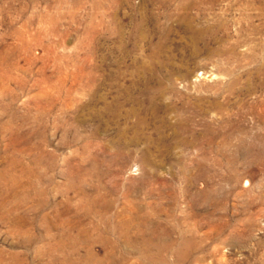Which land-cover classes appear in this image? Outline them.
<instances>
[{
    "label": "rangeland",
    "instance_id": "1",
    "mask_svg": "<svg viewBox=\"0 0 264 264\" xmlns=\"http://www.w3.org/2000/svg\"><path fill=\"white\" fill-rule=\"evenodd\" d=\"M0 264H264V0H0Z\"/></svg>",
    "mask_w": 264,
    "mask_h": 264
},
{
    "label": "bare ground",
    "instance_id": "2",
    "mask_svg": "<svg viewBox=\"0 0 264 264\" xmlns=\"http://www.w3.org/2000/svg\"><path fill=\"white\" fill-rule=\"evenodd\" d=\"M180 2V1H179ZM194 2V1H193ZM161 4V3H160ZM178 4V3H177ZM182 4V3H181ZM187 4V3H186ZM192 4V3H191ZM190 4V5H191ZM194 5V4H193ZM179 6V5H178ZM177 6V7H178ZM183 7V6H182ZM181 8V7H180ZM177 9H179V8H177ZM180 12V11H179ZM187 12V11H186ZM166 13V12H165ZM178 13V12H177ZM189 13V12H188ZM152 14V13H151ZM186 14V13H185ZM187 15V14H186ZM159 16V15H158ZM181 16H182V14H181ZM183 17V16H182ZM181 20V19H180ZM124 153H126V152H122L121 150H117V151H115V153L114 154H112L111 156H110V158H111V160H108L110 163H115V164H117V166L119 167V168H121L124 164H123V161H122V158L124 157L123 155H124ZM129 155H126V157H128ZM143 158H142V161H143V163H146V162H148L149 161V155H148V149L147 150H145L144 152H143V156H142ZM124 162H125V160H124ZM96 164H97V166L98 165H100L101 164V166L102 165H104V166H106V167H108L110 164H106V160L105 159H103V160H101V161H99L98 159H96ZM107 170L105 171V170H102L100 167L96 170V172H97V174H95L96 175V177L98 178V179H101V177H104L106 174L108 175L110 172L112 173V175L113 176H119L120 175V172H121V170H118V171H116V172H114L113 170H111V169H109V168H106ZM145 175V174H144ZM157 180V179H156ZM142 181V180H141ZM108 189V191L110 192V193H115V194H117V192L119 191V188H118V184L116 185V187H114V186H111V187H108L107 188ZM124 197H127L128 195H129V193H128V191H126L124 194ZM114 199V198H113ZM93 204V203H92Z\"/></svg>",
    "mask_w": 264,
    "mask_h": 264
}]
</instances>
